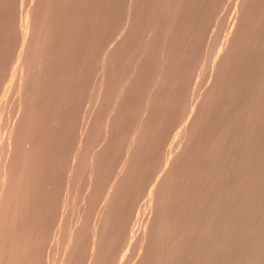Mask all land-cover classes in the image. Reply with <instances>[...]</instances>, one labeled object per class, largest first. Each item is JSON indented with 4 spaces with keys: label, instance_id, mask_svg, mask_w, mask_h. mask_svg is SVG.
<instances>
[{
    "label": "rangeland",
    "instance_id": "obj_1",
    "mask_svg": "<svg viewBox=\"0 0 264 264\" xmlns=\"http://www.w3.org/2000/svg\"><path fill=\"white\" fill-rule=\"evenodd\" d=\"M163 1L0 0V264H264V0Z\"/></svg>",
    "mask_w": 264,
    "mask_h": 264
},
{
    "label": "bare ground",
    "instance_id": "obj_2",
    "mask_svg": "<svg viewBox=\"0 0 264 264\" xmlns=\"http://www.w3.org/2000/svg\"><path fill=\"white\" fill-rule=\"evenodd\" d=\"M161 1H163V0H161ZM166 1H167V0H166ZM163 2H164V3H162V6H164V4H165V0H164ZM247 2H248V0H244V1H243L242 9L245 8V5L247 4ZM250 2H251V0H249L248 6L250 5ZM129 3H130V2H129ZM135 4H136V3H135ZM165 5H166V4H165ZM131 6H132V5H131ZM174 6H176V5H174ZM246 6H247V5H246ZM172 8H173V10H174V11L172 10L173 13H174V12L176 11L175 9H177V7H176V8L172 7ZM247 8H248V7H247ZM126 9H127V8H126ZM128 9H129V7H128ZM130 9H132V7H131ZM153 9H154V8H153ZM170 9H171V8H170ZM28 10H29V11H28ZM28 10L26 11L25 15H23V16H25V21H27V20L30 18V16L32 15V14H31L32 11H30V9H28ZM31 10H32V9H31ZM126 11H127V10H126ZM130 11H131V10H130ZM164 11H166V10H164ZM167 11H168V10H167ZM169 11H171V10H169ZM169 11H168V13H169ZM176 12H177V11H176ZM130 13H131V12H130ZM157 13H158V12H157ZM170 13H172V12H170ZM170 13H169V14H170ZM174 14H175V13H174ZM166 15H168V14L166 13ZM170 15H171V14H170ZM23 16H22V18H23ZM128 16H130V15H128ZM92 17H93V16H92ZM169 17H171V16H169ZM243 17H244V16H243ZM124 18H125V17H124ZM129 18H130V17H129ZM129 18H127V19H129ZM241 20H242V19H241ZM243 20H244V19H243ZM243 20H242V21H243ZM23 21H24V18L22 19V22H23ZM127 21H128V20H127ZM124 23H125V26H124V24H123V26H124V27L122 26L123 28H125V27L127 26V22H124ZM26 24H27V23H26ZM29 25H30V24H29ZM241 25H242V24H241ZM23 26H24V25H23ZM129 26H130V25H129ZM28 27H29V26H28ZM22 29H26V28L24 27V28H22ZM26 30H27V29H26ZM228 30H229V29H228ZM125 31H126V30H125ZM25 32H26V31H24L23 33L25 34ZM151 33H152V32H150V33H148V34L151 35ZM216 33H217V32H216ZM216 33H214V34H216ZM148 34H147V36H146V39H148V38H147V37L149 36ZM215 36H216V35H215ZM149 38H150V36H149ZM146 39H144V40H146ZM239 39H240V38H239ZM241 40H242V39H241ZM229 41H230V40H229ZM229 41H228V42H229ZM216 42H218V41L216 40ZM216 42H214V44H216ZM217 46H218V45H217ZM61 47H62V46H61ZM233 47H234V46H233ZM218 48H220V47H218ZM238 48H239V47H238ZM228 55H229V54H228ZM215 56H216V55H215ZM222 60H223V59H222ZM226 60H228V59H226ZM237 62H238V61H237ZM17 63H18V62H17ZM17 63H16V67H15V68H17ZM233 64H234V63H233ZM212 65H213V64H212ZM210 67H211V66H210ZM21 69H22V68H21ZM15 70H16V69H15ZM227 70H228V69H227ZM20 72H21V71H20ZM48 73H49V72H48ZM132 73H133V72H132ZM132 73H131V74H132ZM51 74H52V73H51ZM131 74H129V75L131 76V77L129 76L130 79L132 78V75H131ZM13 75H14V74H13ZM223 76H224V75H223ZM220 78H221V77H220ZM130 79H128V77H127V80H128V81H130ZM221 79H222V78H221ZM226 80H227V79H226ZM124 81H125V79H124ZM128 81H125V82H127L126 84H128ZM122 82H123V81H122ZM123 83H124V82H123ZM123 83H122L121 85H123ZM198 84H200V83H198ZM123 87H125V83H124V85L122 86V88H123ZM122 88H121V89H122ZM121 89L119 88V91H120ZM122 90H123V89H122ZM120 92H122V91H120ZM226 95H227V94H226ZM37 99H38V98H37ZM147 103H148V102H147ZM147 107H148V105H147ZM144 109H147L146 106H145ZM186 111H187V110H186ZM144 112H145V110H144ZM187 112H188V111H187ZM203 116H204V115H203ZM188 118H189V117H188ZM255 118H256V117H255ZM250 121H251V120H250ZM252 121H255V120H252ZM216 123H217V122H216ZM216 123H215V124H216ZM0 126H1V124H0ZM74 126H75V125H74ZM219 126H220V125H219ZM227 128H228V127H227ZM0 129H1V128H0ZM181 129H182V128H181ZM217 129H218V128H217ZM140 130H143V129H141V128L139 127V131H140ZM226 130H227V129H226ZM140 132H141V131H140ZM143 132H145V131H143ZM143 132H142V133H143ZM232 133H233V132H232ZM134 134H135V133H134ZM138 134H140V133H138ZM138 134H137V136H139ZM229 134H230V133H229ZM229 134H228V135H229ZM3 135H4V134H3ZM137 136H136V135H135V136L133 135L134 138L132 137V139H133V140L136 139ZM190 136H191V135H190ZM227 138H228V137H227ZM194 146H195V145H194ZM233 147H234V146H233ZM235 147H237V146H235ZM213 148H214V147H213ZM237 148H238V147H237ZM254 148H255V147H254ZM256 148H257V147H256ZM218 149H219V148H218ZM222 150H223V149H222ZM181 151H182V150H181ZM209 151H210V150H209ZM230 151H232V150H230ZM259 151H260V150H258L257 152L259 153ZM192 152H193V151H192ZM249 153H250V152H249ZM252 153H253V152H252ZM254 153H256V152H254ZM179 154H180V152H179ZM215 154H217V152H215ZM226 154H227V153H226ZM260 154H261V153H260ZM217 155H218V154H217ZM227 155H228V154H227ZM246 155H247V153H246ZM178 156H180V155H178ZM197 156H198V155H197ZM237 156H238V154L236 155V157H237ZM243 156H244V155H243ZM249 156H250V155H249ZM259 156H260V155H259ZM75 157H76V156H75ZM75 157H73V158H75ZM176 157H177V156H176ZM233 157H235V156H233ZM240 157H242V156H240ZM257 157H258V156H256V158H257ZM262 157H263V156H262ZM198 158H199V157H198ZM201 158H202V156H201ZM216 158H218V157L216 156ZM177 159H178V158H177ZM233 159H234V158H233ZM238 159H239V157H238ZM252 159H253V158H252ZM184 160H185V159H184ZM209 160H210V159H209ZM226 160H227V159H226ZM257 160H258V159H257ZM260 160H261V157H260ZM173 161H174V160H173ZM177 161H178V160H177ZM211 161H213V160H211ZM220 161H221V160H220ZM247 161H248V159H247ZM250 161H251V160H250ZM255 161H256V160H254V162H255ZM261 161H262V160H261ZM8 162H9V161H8ZM184 162H185V161H184ZM202 162H203V161H202ZM202 162H201V163H202ZM205 162H206V161H205ZM227 162H228V161H227ZM237 162H238V161H237ZM178 163H180V162H178ZM198 163H199V162H198ZM240 163H241V162H240ZM182 164H183V163H182ZM233 164H234V163H233ZM241 164H242V163H241ZM248 164H249V163H248ZM204 165H205V164H204ZM242 165H244V164H242ZM253 165H254V164H253ZM3 166H4V165H3ZM173 166H174V165H173ZM208 166H210V165H208ZM211 166H212V165H211ZM230 166H232V165H230ZM238 166H239V165H238ZM247 166H248V165H247ZM255 166H256V165H255ZM0 167H1V166H0ZM203 167H204V166H203ZM225 167H226V166H225ZM240 167H241V166H240ZM243 167H244V166H243ZM252 167H253V166H252ZM1 168H2V167H1ZM4 168H5V167H4ZM4 168H2V172H1V173H2V179H1L2 182H1V184H0V207L2 206L3 201H4V200H3V194H2V193H3V189H4L3 185H4V183H5V182H4V181H5L4 179H6V177H5V176H6V172H5V171H6V168H5V169H4ZM233 168H234V167H233ZM234 169H236V168H234ZM210 170H213V168L211 169V167H210ZM210 170H209V171H210ZM237 170L239 171V170H241V169L238 168ZM244 170H245V169H244ZM183 171H184V170H183ZM203 171H204V170H203ZM258 171H259V170H258ZM230 172H235V171L232 170V171H230ZM1 173H0V174H1ZM199 173H200V171H199ZM205 173H206V172H205ZM240 173H241V172H240ZM248 173H249V172H248ZM196 174H197V173H196ZM196 174H195V175H196ZM230 174H232V173H230ZM238 174H239V173H238ZM243 174H244V173H243V171H242V177L244 176ZM234 175H235V174H234ZM259 175H260V174H259ZM181 176H182V175H181ZM205 176H206V174H205ZM238 176H239V175H238ZM169 177H170V176L168 175L167 178H166V180H167ZM175 177H176V176H175ZM239 177H241V174H240ZM242 177H241V179H240V178L237 179L238 181L240 180V183H241L242 179H245V178H242ZM250 177H251V176H250ZM0 178H1V176H0ZM176 178H177V177H176ZM236 178H237V177H236ZM180 179H181V178H180ZM206 179H208V178H206ZM3 180H4V181H3ZM201 180H202V179H201ZM235 180H236V179H235ZM237 180H236V181H237ZM178 181H179V180H178ZM202 181H203V180H202ZM207 182H208V181H207ZM247 182H248V181H247ZM174 183H175V181H174ZM183 183H184V182H183ZM238 183H239V182H238ZM242 183H244V181H243ZM180 184H181V183H180ZM202 184H203V183H202ZM202 184H201V185H202ZM234 184H235V183H234ZM232 185H233V183H232ZM239 185H240V184H239ZM178 186H179V185H178ZM240 186H241V185H240ZM180 187H183V186H180ZM185 187H186V186H185ZM205 188H206V187H205ZM239 188H240V187H239ZM241 188H242V186H241ZM178 189H179V188H178ZM184 190H185V188H184ZM257 190H258V189H257ZM235 191H236V190H235ZM235 191H234V192H235ZM178 192H179V191H178ZM181 192H182V191H181ZM185 192H186V191H185ZM175 193H176V192H175ZM180 196H182V195H180ZM216 196H217V195H216ZM236 196H237V195H236ZM182 197H183V196H182ZM184 199H185V197H184ZM179 200H180V199H179ZM179 200H178V201H179ZM161 201H162V200H161ZM176 201H177V200H176ZM202 201H203V200H202ZM257 201H258V200H257ZM180 203H181V202H180ZM182 203H183V202H182ZM234 203H238V201L236 200ZM259 203H260V202H259ZM177 204H178V203H177ZM179 205H180V204H179ZM235 205H236V204H235ZM198 206H199V205H198ZM177 207H178V206H177ZM179 207H180V206H179ZM199 207H201V206H199ZM233 207H234V206H233ZM184 208H185V207H184ZM187 208H188V205H187L186 209H187ZM236 208H237V207H236ZM236 208H235V209H236ZM263 209H264V208H263ZM184 211H185V213H186V210H184ZM184 211H183V212H184ZM226 211H227V210H226ZM233 211H234V210H233ZM177 212H178V211H177ZM230 212H232V211H230ZM232 213H233V212H232ZM179 214H180V212H179ZM236 214H237V213H236ZM177 215H178V214H177ZM180 215H181V214H180ZM175 217H176V216H175ZM178 217L181 218L179 215H178ZM229 218H233V217H229ZM237 218H238V217H237ZM186 219H187V218H186ZM182 220H183V218H181V221H182ZM199 220H200V218H199ZM181 221H180V222H181ZM175 222L178 223L179 221L176 220ZM180 222H179V223H180ZM230 222H232V221H230ZM262 222H263V221H262ZM184 223H185V221H184ZM184 223H183V221H182V223H181L182 226H184V225L186 224V223H185V224H184ZM200 223H201V222H200ZM155 225H156V224H155ZM177 225H178V224H177ZM186 225H187V224H186ZM179 226H180V225H179ZM200 226H201V225H200ZM177 228H178V227H177ZM184 228H185V226H184ZM186 228H187V227H186ZM186 228H185V231H186ZM173 229H174V228H173ZM179 229H181V228H179ZM179 229L177 230V231H178V232H177V235L179 234ZM182 229H183V228H182ZM183 231H184V230H183ZM185 231H184V232H185ZM199 232H200V231H199ZM155 233H156V231H155ZM173 233H174V231H173ZM180 233L182 234V232H180ZM232 233H233V232H232ZM205 235H206V234H205ZM183 236H184V234H183ZM183 236L181 235L180 237H183ZM185 236H187V234H186ZM222 237H223V236H222ZM233 237H234V236H233ZM183 238H184V237H183ZM183 238H182V239H183ZM185 238H186V237H185ZM223 238H224V237H223ZM230 241H231V240H230ZM259 241H260V240H259ZM261 241H262V240H261ZM96 243H97V241H96V239H95V237H94V238H93V241H92V249L94 248V246H95ZM230 243H232V242H230ZM261 243H262V242H261ZM181 246H182V245H181ZM183 248H184V247H182V249H183ZM257 251H258V250H257ZM175 258H176V256H175ZM177 259H178V258H177ZM181 259H182V258H181ZM175 261H176V260H175Z\"/></svg>",
    "mask_w": 264,
    "mask_h": 264
}]
</instances>
